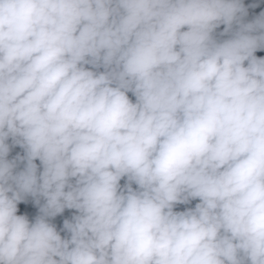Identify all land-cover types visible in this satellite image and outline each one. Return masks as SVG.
Masks as SVG:
<instances>
[{"label": "clouds", "instance_id": "1", "mask_svg": "<svg viewBox=\"0 0 264 264\" xmlns=\"http://www.w3.org/2000/svg\"><path fill=\"white\" fill-rule=\"evenodd\" d=\"M0 264H264V0H0Z\"/></svg>", "mask_w": 264, "mask_h": 264}]
</instances>
